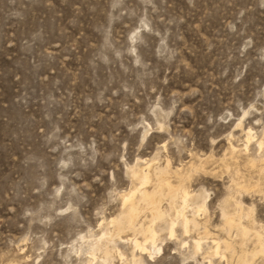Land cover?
Listing matches in <instances>:
<instances>
[{"label":"rangeland","instance_id":"1","mask_svg":"<svg viewBox=\"0 0 264 264\" xmlns=\"http://www.w3.org/2000/svg\"><path fill=\"white\" fill-rule=\"evenodd\" d=\"M0 264H264V0H0Z\"/></svg>","mask_w":264,"mask_h":264},{"label":"bare ground","instance_id":"2","mask_svg":"<svg viewBox=\"0 0 264 264\" xmlns=\"http://www.w3.org/2000/svg\"><path fill=\"white\" fill-rule=\"evenodd\" d=\"M245 133H246V138L245 139H246V142H247L246 143V147H247V144L251 141V139L253 138V135H252L250 129H248ZM257 145H258L259 149L262 148V142L261 141L257 142ZM233 150H234V148H233ZM145 164L146 165L144 167H140L138 169H132L131 170L132 176L136 177L137 180H139L140 187H135L133 190H130L128 193H125L124 195H122V205H121L122 207L121 208L124 210L125 214L128 216V221H129V225L130 226H133V219L135 218L136 213H137L136 210H137L138 201L136 199V194L138 192L140 193L141 192V187L146 185V184H149V182L152 179L151 178V172H150V167L152 166V163L145 162ZM239 185H240V182H239ZM239 185H237V186H239ZM160 186H162V185H160ZM163 189H165V188H163ZM161 191H163L162 188H161ZM146 192L147 191H143L142 194H144V196H145V194H147ZM186 196H187L186 192L183 190L182 201H181V202H183V204H185V202H186ZM199 210H201L200 207L196 209V212H198ZM178 214L181 217L180 218L181 219V226L185 230H188L189 219L186 216H184L182 213H180V212ZM174 225H175L174 221L171 220L170 227H169V235H173L174 234V232H175ZM141 235H142V241L138 240V238H136V237L131 239V241H132V243H133L135 248H137L141 252H143V251L148 249L147 243L153 248L156 247L155 243H156L157 233H156L154 228L149 226L147 229L142 231ZM215 243H216V241H215ZM195 245H196L197 248H199L200 247V242L199 241L195 242ZM218 248H219V245H218V243H216V248L214 249L215 253L218 252ZM157 249L160 250V247H158Z\"/></svg>","mask_w":264,"mask_h":264}]
</instances>
